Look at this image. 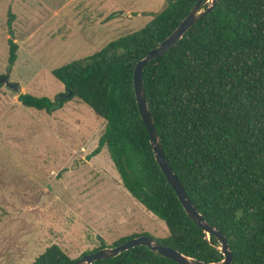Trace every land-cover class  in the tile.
I'll list each match as a JSON object with an SVG mask.
<instances>
[{
	"label": "trees",
	"instance_id": "1",
	"mask_svg": "<svg viewBox=\"0 0 264 264\" xmlns=\"http://www.w3.org/2000/svg\"><path fill=\"white\" fill-rule=\"evenodd\" d=\"M197 1L165 0L164 8L141 29L53 69L64 92L54 98L24 92L17 100L48 113L74 98L89 106L105 125L86 159L106 147L123 186L165 222L168 235L155 238L157 242L213 262L223 258L218 241L214 235L206 239L160 169L133 86L137 61L171 33ZM206 5L204 1L201 8ZM8 45L11 67L18 44L9 38ZM143 85L163 155L195 208L227 236L231 264H264V0H217L209 14L144 67ZM142 234L150 236L134 233L111 246ZM100 239L97 248L81 256L106 247ZM74 260L52 244L31 264ZM92 264L179 263L138 245Z\"/></svg>",
	"mask_w": 264,
	"mask_h": 264
},
{
	"label": "rangeland",
	"instance_id": "2",
	"mask_svg": "<svg viewBox=\"0 0 264 264\" xmlns=\"http://www.w3.org/2000/svg\"><path fill=\"white\" fill-rule=\"evenodd\" d=\"M165 0H0V264H31L57 244L71 258L123 236L168 235L163 220L123 186L104 147L105 121L75 98L52 113L22 93L65 91L52 70L141 29ZM18 44L9 67L8 39ZM83 159H86L85 161ZM79 161V162H78ZM78 162L77 165L75 163Z\"/></svg>",
	"mask_w": 264,
	"mask_h": 264
},
{
	"label": "water",
	"instance_id": "3",
	"mask_svg": "<svg viewBox=\"0 0 264 264\" xmlns=\"http://www.w3.org/2000/svg\"><path fill=\"white\" fill-rule=\"evenodd\" d=\"M206 1V8H201L202 3ZM217 0H198L190 12L181 20L177 27L155 48L151 49L143 58L137 61L133 70V86L136 97V103L143 120V123L147 129L150 144L153 149L155 159L162 170L163 174L167 178L168 182L175 191L178 199L180 200L186 213L194 220V222L203 229L205 237L210 241V235H214L218 241L216 248L222 253L223 258L218 261L206 262L199 260L195 257L188 256L177 249L161 245L157 240L148 235H138L132 237L131 239L115 246H106L97 249L96 251H91L85 253L84 255L76 258L73 264H92L94 261L99 259H105L110 257H115L132 247L138 245H145L151 250L162 254L163 256L179 263V264H231L233 259V252L230 249L227 236L219 229L210 225L201 213L195 208L190 198L188 197L185 189L183 188L181 181L175 174L171 166L168 164L167 160L163 155L162 143L160 136L157 132L153 116L148 107L144 85H143V69L150 63L158 59L163 53L168 51L172 46H174L185 34V32L193 26V24L201 17L209 14L215 7ZM7 82V78H0V83ZM8 86L15 90L17 95L22 93L19 85L9 84ZM71 95L69 91L65 96Z\"/></svg>",
	"mask_w": 264,
	"mask_h": 264
}]
</instances>
